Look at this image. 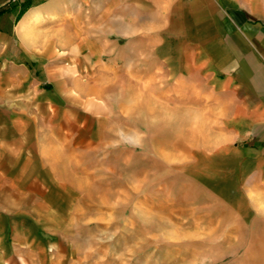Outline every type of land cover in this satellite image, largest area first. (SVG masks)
<instances>
[{"label":"crops","instance_id":"0c3cea01","mask_svg":"<svg viewBox=\"0 0 264 264\" xmlns=\"http://www.w3.org/2000/svg\"><path fill=\"white\" fill-rule=\"evenodd\" d=\"M150 1L144 21L126 10L139 0H0V264L55 257L74 213L84 218L92 164L122 144L123 93L170 90L157 52L172 41L182 52L174 81L185 84L194 59L223 101L231 146L214 158H242L250 188H264V11L244 0Z\"/></svg>","mask_w":264,"mask_h":264},{"label":"rangeland","instance_id":"374dc122","mask_svg":"<svg viewBox=\"0 0 264 264\" xmlns=\"http://www.w3.org/2000/svg\"><path fill=\"white\" fill-rule=\"evenodd\" d=\"M244 2L264 11V0ZM126 10L145 21L155 5L139 0ZM75 26L82 27L78 15ZM177 46L157 52L167 58L169 91L138 84L123 93L122 144L92 164L84 218L74 213L55 257L43 264H264V188H250L242 158H214L231 146L223 101L194 59L185 84L174 81Z\"/></svg>","mask_w":264,"mask_h":264},{"label":"trees","instance_id":"16d2710c","mask_svg":"<svg viewBox=\"0 0 264 264\" xmlns=\"http://www.w3.org/2000/svg\"><path fill=\"white\" fill-rule=\"evenodd\" d=\"M29 7H30L29 2L27 3V2H24V1H23V2L21 3V6H20L19 14L24 13Z\"/></svg>","mask_w":264,"mask_h":264}]
</instances>
